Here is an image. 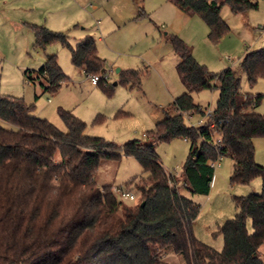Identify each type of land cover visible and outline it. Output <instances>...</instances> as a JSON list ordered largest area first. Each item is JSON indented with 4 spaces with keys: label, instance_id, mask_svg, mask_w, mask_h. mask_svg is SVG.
<instances>
[{
    "label": "trees",
    "instance_id": "trees-1",
    "mask_svg": "<svg viewBox=\"0 0 264 264\" xmlns=\"http://www.w3.org/2000/svg\"><path fill=\"white\" fill-rule=\"evenodd\" d=\"M207 25L208 38L218 42L229 27L221 8L246 12L259 0H184ZM34 45L59 42L70 47L71 62L111 95L104 61L95 39L87 35L71 47L62 32L31 24ZM178 57L176 72L185 91L175 97L165 116L146 130L144 138L123 144L85 133L86 123L59 108L66 126L32 114L33 104L0 94V264H167L166 250L181 254L185 264H264V165L255 158L253 139L264 137V114L253 110L261 94L242 91L241 75L250 83L264 77V46L243 54L235 67L213 72L198 62L190 46L176 34H166ZM120 83L139 87L143 72L120 70ZM28 81H40L43 91L55 92L66 75L55 54L37 69H25ZM218 82L219 95L209 114L194 102L192 93ZM199 114L201 123L185 117ZM184 138L189 153L177 176L167 170L155 146ZM135 158L142 168L125 188L135 186L133 204L119 199L112 185L99 186L94 177L101 160ZM232 159L230 180L249 183L261 179V192L235 196V215L218 225L223 248L218 251L199 240L193 230L200 206L180 192L209 193L212 163ZM145 174V176H143ZM144 204L141 205L140 203ZM251 221V230L248 229Z\"/></svg>",
    "mask_w": 264,
    "mask_h": 264
},
{
    "label": "rangeland",
    "instance_id": "rangeland-1",
    "mask_svg": "<svg viewBox=\"0 0 264 264\" xmlns=\"http://www.w3.org/2000/svg\"><path fill=\"white\" fill-rule=\"evenodd\" d=\"M26 1H12L5 16H1L0 3V94L20 97L27 104H33V115L49 120L62 131H66V126L58 110H69L86 123L87 135L103 137L117 144L131 138L143 139L145 131L165 116L171 101L185 91L176 72L177 57L164 32L170 34L179 29L188 34L189 39L185 41L192 46L193 55L213 72L237 66L244 52L264 46V0H259L257 8L243 13L232 12L224 6L229 29L216 43L208 38V27L197 14L196 18L187 21H159L165 13L154 0H92L88 8L83 7L86 1L41 0L50 5L52 12L62 14L66 19V23L53 30L64 33L71 47L86 35L95 39L98 56L104 61L107 83L114 85L120 78V70L135 68L143 72L139 87L116 83L112 94L107 95L91 82L90 76L72 64L70 47L53 42L45 48H37L32 30L14 25L13 21ZM141 5L147 16H138ZM49 52L57 56L66 75V80L55 92L43 91L40 80L28 81L24 75L25 69H37ZM241 89L263 95L253 110L264 114V77L250 83L242 74ZM218 95L216 81L212 87L192 93L194 102L205 113L214 109ZM201 118L199 114H193L185 117V121L196 126L201 123ZM155 150L164 167L180 176L189 153V142L175 138L158 143ZM218 160L207 195L191 193L184 187L179 190L200 206L193 223L195 236L220 251L223 237L217 230L218 225L237 212L234 197L260 193L262 187L260 177L249 183L232 182V159L221 156ZM141 173L138 161L123 155L119 161L101 160L94 180L99 186L125 188L130 179ZM128 189L138 196L134 185ZM119 199L125 204L134 203L120 196ZM248 229L251 230L250 220ZM259 254L264 260V244L259 248ZM162 257L167 264H185L181 254L170 250L163 252Z\"/></svg>",
    "mask_w": 264,
    "mask_h": 264
},
{
    "label": "crops",
    "instance_id": "crops-1",
    "mask_svg": "<svg viewBox=\"0 0 264 264\" xmlns=\"http://www.w3.org/2000/svg\"><path fill=\"white\" fill-rule=\"evenodd\" d=\"M12 1H14V0H0V3H2L1 4L2 5V7H1V16L2 15H4V16L7 15L6 11L10 8V4H11ZM80 1H82V2L86 1L85 5L83 7L86 6V8H88L87 5H88V3H91L92 0H80ZM136 1H140V0H136ZM154 1L157 2V7H160V9L163 10L162 12L165 13V15L163 17H161V15L159 14V16L161 17L159 21H161V22H163L164 20L167 21V22L168 21L171 22V21H173L175 19L187 21L189 19L196 18L194 10L184 0H154ZM141 6H142L141 12L139 13L137 11L139 13L138 16L139 15L140 16L142 15V17L147 16V15H145L146 12L144 10V6L143 5H141ZM20 9L22 11H20L19 16L17 18H15L16 21L12 20L16 27H23V26L25 27V26H27L29 28V26L31 24H38V25H44L49 30L54 31L53 29H56L57 25L66 23L64 21L66 19L64 18V16H62V14L59 15L58 13L52 12V8L50 7V5H48L47 3H45L44 1H41V0H27L26 4L24 5V7H20ZM148 9H150V8H148ZM225 12H227V10L224 9V6H223L221 8L220 14H221V17L223 18V20L228 25V23H227L228 16H225L227 18H224ZM153 23L158 28L157 23L156 22H153ZM161 26H163V23L161 24ZM263 28H264V26L262 27V29ZM153 32H155V31H153ZM176 32L181 37H183L182 39L184 41L185 40L187 41L189 39V38H187L188 34H186L185 32L184 33L181 32L179 29L174 31V32H172L171 34H176ZM164 34L166 35L168 33L164 32ZM151 38L153 39V36ZM152 42H154V40H152ZM186 43L188 44V42H186ZM189 46H190L192 54H193L192 46L191 45H189ZM246 52H248V51H246ZM246 52H244V53H246ZM47 55H52V53L49 52L48 54H46V56ZM46 56H45V59H46ZM43 62H44V60L41 62V64ZM177 62H178V57H177ZM228 67H235V66H228ZM133 69H135V68H133ZM40 81H42L43 83L45 82L44 79H41ZM253 145H254V148H255V158H256V160L264 165V137H255L253 139Z\"/></svg>",
    "mask_w": 264,
    "mask_h": 264
},
{
    "label": "built area",
    "instance_id": "built-area-1",
    "mask_svg": "<svg viewBox=\"0 0 264 264\" xmlns=\"http://www.w3.org/2000/svg\"><path fill=\"white\" fill-rule=\"evenodd\" d=\"M98 80V76L97 75H94V76H91V82L93 84L96 83V81ZM210 113V110H208L206 112V114H209ZM216 165H219V160L217 159L216 161H214L212 163V166H216ZM113 190L122 198V199H125V200H130V201H135L136 200V194L129 190V189H126V188H123V187H113Z\"/></svg>",
    "mask_w": 264,
    "mask_h": 264
},
{
    "label": "water",
    "instance_id": "water-1",
    "mask_svg": "<svg viewBox=\"0 0 264 264\" xmlns=\"http://www.w3.org/2000/svg\"><path fill=\"white\" fill-rule=\"evenodd\" d=\"M116 83H117V82L115 81L113 84L115 85ZM140 204H141V205H143L144 203H143V202H141Z\"/></svg>",
    "mask_w": 264,
    "mask_h": 264
}]
</instances>
